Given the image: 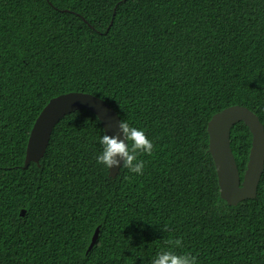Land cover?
Here are the masks:
<instances>
[{
	"label": "trees",
	"instance_id": "16d2710c",
	"mask_svg": "<svg viewBox=\"0 0 264 264\" xmlns=\"http://www.w3.org/2000/svg\"><path fill=\"white\" fill-rule=\"evenodd\" d=\"M68 92L145 131L143 175L109 177L85 109L22 168L40 112ZM236 105L264 125V0H0V264H152L169 238L197 264H264V171L229 205L209 152L211 119ZM231 142L243 178V122Z\"/></svg>",
	"mask_w": 264,
	"mask_h": 264
},
{
	"label": "water",
	"instance_id": "95a60500",
	"mask_svg": "<svg viewBox=\"0 0 264 264\" xmlns=\"http://www.w3.org/2000/svg\"><path fill=\"white\" fill-rule=\"evenodd\" d=\"M92 112L104 129V132L115 136L119 132L120 118L118 113L103 99L83 92H68L52 98L37 117L26 147L22 168L31 163L40 165L49 145L55 126L68 114L77 110ZM243 122L252 135L251 148L243 178L237 166L232 148L231 133L233 127ZM208 132L210 135L209 152L215 161L221 197L229 205H237L240 201L255 198L257 187L264 171V125L259 117L244 106H231L217 113L211 119ZM121 139L123 134L120 133ZM109 169V177L115 178L121 167ZM22 209L20 214L25 215ZM100 227L97 226L89 243V252L96 243Z\"/></svg>",
	"mask_w": 264,
	"mask_h": 264
},
{
	"label": "clouds",
	"instance_id": "9594fccd",
	"mask_svg": "<svg viewBox=\"0 0 264 264\" xmlns=\"http://www.w3.org/2000/svg\"><path fill=\"white\" fill-rule=\"evenodd\" d=\"M120 133L123 134L121 139ZM103 151L98 155V164L109 169L119 168L123 161V168L137 175L144 174L145 161L138 159L141 154L152 155L154 150L153 142L148 138L145 131L132 126L128 121L121 120L119 132L109 135L107 132L100 138ZM168 231L165 225L162 229ZM165 244L170 246L161 250L152 260V264H197V257L190 253H177L175 249L183 248V240L169 238Z\"/></svg>",
	"mask_w": 264,
	"mask_h": 264
}]
</instances>
